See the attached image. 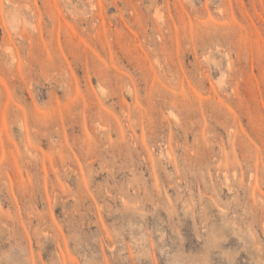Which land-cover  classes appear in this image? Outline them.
Segmentation results:
<instances>
[{"label": "rangeland", "instance_id": "374dc122", "mask_svg": "<svg viewBox=\"0 0 264 264\" xmlns=\"http://www.w3.org/2000/svg\"><path fill=\"white\" fill-rule=\"evenodd\" d=\"M0 264H264V0H0Z\"/></svg>", "mask_w": 264, "mask_h": 264}]
</instances>
